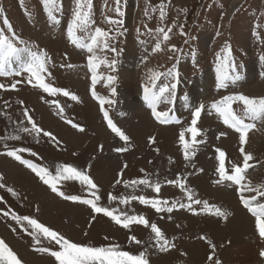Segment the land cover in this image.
<instances>
[{
  "label": "rangeland",
  "instance_id": "1",
  "mask_svg": "<svg viewBox=\"0 0 264 264\" xmlns=\"http://www.w3.org/2000/svg\"><path fill=\"white\" fill-rule=\"evenodd\" d=\"M91 5L94 23L90 29L99 27L111 34L109 50H97L95 54L109 63L115 61L114 70L107 63L99 66L95 83L88 64V56L92 54L74 45L67 34L76 0H57L59 10L54 15L58 23L50 19L44 0H0V31L10 36L14 30L28 47L46 53L45 82L79 98L74 101L62 92L46 93L34 78L32 84L27 83L30 74L19 63L12 65L13 74L0 75V84L4 85L0 88V185H3L0 187V239L17 254L22 264H58L49 253L38 251L41 248L59 250L55 241L40 236L41 242L37 244L30 235L34 229L27 221L13 219L27 216L83 246L118 245L132 254L143 252L150 264H214L217 260L221 264H264V257L260 255L264 244L255 250L252 245L256 237L261 242L264 238L258 234L255 217L243 206L238 186L231 181L216 183L220 179L217 150L225 152V168L231 174L233 165L243 162L239 151L243 146L253 157L247 179L254 187L264 185V120L251 121L245 117V122L255 123V128L249 131L247 143L241 145L240 133L224 124L212 107L230 95L264 97V89L259 87L264 85V0H121L122 16L116 12L115 0H91ZM109 17L119 23H109ZM161 28L171 29L167 41L163 40ZM77 35L88 42L87 32L78 31ZM17 44L24 46L18 41ZM157 44L161 45L160 50L156 49ZM228 48L232 67L224 71L239 79L230 78L225 82L227 86L221 88L219 57L226 56ZM156 73L163 75L156 81L155 90L176 85L172 103L158 105L159 111L171 110L172 119L168 124L155 119L144 99L145 87L151 88ZM109 75L116 77L111 84L107 80ZM11 85L16 87L13 89ZM194 94L198 96L193 99ZM97 97L113 101L104 104L103 109L129 137L128 141L108 127ZM133 99L138 103L137 109L128 105ZM201 105L203 110L196 124L200 134L196 137L197 143L192 144L191 134L186 130ZM232 107L237 115H243L240 102L233 103ZM59 108H63L62 114H58ZM25 109L37 126L55 139L44 136L43 132H23L24 127H32ZM140 112L146 116L139 115ZM68 120L84 131L72 127ZM181 132L189 143L187 159L179 139ZM16 136L20 138H12ZM119 148L127 150L120 152ZM13 149H27L19 153L22 159L47 168L53 175L63 165L88 174L97 189H89L76 180H61L58 190L65 195H77L81 201L94 199L92 192L95 191L100 197L98 206L115 210L117 215L126 212L129 216H144L150 224H157L175 248L160 252L150 228L133 223L125 229L110 217L96 213L90 205L65 200L27 165L8 156L7 152ZM10 164L18 170H27L46 192L18 185L14 175L9 174ZM143 179L149 180L153 187L131 183ZM169 181L183 183L185 189ZM156 183L161 185L159 193L154 188ZM9 188L13 191H8ZM190 193L194 200L207 201L229 212L228 219L203 211L202 204L192 203L193 211L177 205L169 213L157 212L150 204L131 199L144 196L150 201H167V206L176 202L187 205ZM244 195L255 197L253 203H264L259 192ZM50 196L58 200L55 199L56 204L44 217L43 204ZM125 197L130 200L128 204L121 203ZM76 205L84 209L76 212ZM244 217L254 221V232L252 225L238 227ZM131 236L141 243L135 244ZM209 256L213 259L209 260Z\"/></svg>",
  "mask_w": 264,
  "mask_h": 264
},
{
  "label": "snow or ice",
  "instance_id": "2",
  "mask_svg": "<svg viewBox=\"0 0 264 264\" xmlns=\"http://www.w3.org/2000/svg\"><path fill=\"white\" fill-rule=\"evenodd\" d=\"M121 0H115L116 3V12L118 15L122 16L123 13L120 11L119 5ZM44 5L48 9L49 17L54 22L58 23L56 16L54 15L55 11L59 10L57 6V0H44ZM91 0H76V7L73 12V18L71 26H69L67 30L68 37L70 41L79 48H86L88 53L92 55L88 56V64L91 67L94 75L92 76V81L95 83L97 81V71L101 64L107 63L109 68H113L115 61L107 62L105 59H102L100 56L96 55L97 50L107 51L109 50V38L110 33L106 30H103L99 27H96L94 30L90 29V25L94 23L91 19ZM108 22L112 24L119 23L117 20L109 17ZM9 27L11 25L9 24ZM87 32L88 35L86 37L87 43L83 42L85 38L77 35V32ZM171 29L165 31V29L161 28L160 32L163 33V40L167 41L170 39L168 32ZM23 44V47H19L17 44ZM156 49L160 50L161 45L157 44ZM111 51L115 52V48H111ZM227 55L224 57H219L220 64L218 66V72H220V84L219 87L224 88L227 86L225 83L230 78L232 80L239 79V76H232L230 72L224 71L226 68H231L232 65L229 62V58L231 56V49H225ZM264 59V57H262ZM47 57L46 53H41L39 51H34L32 48L28 47L23 40H20L19 37L16 36L14 30L11 35H6L3 31H0V75L6 76L9 74H13L11 71L12 65L15 63H19L20 67L27 73L30 74L27 83L32 84L33 78L39 82V87L43 89L46 93L56 94L62 92L65 97L70 96L72 100L76 101L79 98L70 93L68 90H62L55 87H52L49 83L45 82L43 78V74L47 73L46 67ZM19 75V73H15ZM171 74V73H169ZM163 73H156L152 78V86L151 88L145 87V95L144 99L148 104V107L152 110V115L155 119L161 124H167L171 121L172 117L170 116L169 111H159L158 105L161 102H167L169 104L172 103V95L173 90L176 85L172 84L169 86L159 87L157 89L156 81L162 76ZM103 79V77H101ZM116 77L109 75L107 80L109 84L115 81ZM4 85L0 84V88H3ZM11 88H15V85H11ZM112 92L115 93V88L112 89ZM168 94L165 97V94ZM93 96H96L95 90L93 89ZM100 105L104 112V117L107 119L108 127L116 133L122 140L128 141L129 137L119 128L117 127L112 119L109 117V113L106 109H103V105L108 103L111 104L113 101L105 100L99 98ZM240 102L243 105V115H237L233 110V103ZM212 107L216 110V112L222 117L223 123L233 128L235 131L240 133V142L241 145L247 143L248 133L250 130L255 128V123H246L245 117L251 121L256 120H264V97H250L244 94L230 95L222 98L220 101L214 103ZM203 110V105L196 109L194 113V119L191 122V126L186 130L191 134V142L192 144L197 143L196 137L199 135V129L196 127L197 120L201 115V111ZM63 113V108H59L58 114ZM28 121L31 123L32 127H24L22 129L23 132L31 134L35 132L37 134L43 132L41 128H39L36 122L32 119V117L28 114L25 109L24 112ZM72 127L78 128L79 131H84L82 127L78 124L73 123L71 120L67 121ZM178 122V121H177ZM44 136H48L52 139L55 137L49 132H43ZM221 135H224L223 133ZM13 139H19V136L12 137ZM153 142H155L154 138ZM179 139L185 148V158L187 159L189 156L188 148L189 143L185 140V134L181 132ZM125 148H119L117 151H126ZM27 151V149H13L7 152L8 156L14 157L16 160L20 161L22 164L27 165L39 179L45 184L48 185L53 192H57L58 195L63 197L65 200L73 201V202H82L86 205H90L91 208L98 214L102 213L105 216L110 217L115 223L121 225L125 229H129L130 225L135 223L139 225H143L146 228H150L152 234H154L155 245L158 246L160 252H167L170 248H175V244L172 243L164 234V232L157 226L155 223L149 222L147 218L144 216H129L126 212H122L119 215L116 214L115 210H110L109 208L98 206L97 201L100 199L96 192L93 191L92 195L94 199H85L81 201V197L77 195H65L63 191L58 190V182L61 180H76L79 181L82 185L87 186L89 189L95 190L97 189V185L94 183L92 178L78 170L77 168L71 165H63L60 166L55 175H53L47 168L39 167L36 164L31 163L28 160L22 159L20 152ZM219 152V176L220 179L216 181V183H221L223 181H231L234 185L238 186V191L240 193V200L243 206L255 217V225L258 229V234L261 238H264V203H253L255 197H245V192H259L261 198H264V185H261L259 188L254 187L250 180L247 179V170L251 167L250 161L253 159L250 153H246L243 146L240 147L239 151L243 156V162L240 165H233L232 172H229L225 168V152L222 150H217ZM35 155V153H33ZM194 155V153H193ZM126 167V165H125ZM2 179V176H0ZM117 183H120L118 180ZM133 185H145L148 187H153L149 180L143 179L138 181H132ZM168 183H177L181 189H185V185L178 181H169ZM3 187V185H0ZM155 191L157 193L161 190V185L156 183L154 185ZM8 191H13L12 189H8ZM112 199L115 200L116 197L112 196ZM131 199H139L140 203L145 205H151V207L155 208L157 212H169L171 213L177 205L179 208L183 209L185 207L188 208L189 211H193L192 203L197 205H203V211L208 212L212 215L218 216L227 220L230 213L221 210L215 205H209L207 201H201L199 199L193 198L192 194L188 195L189 204L185 205L184 203H173L171 206H167L168 202H160L156 200H149L144 196L140 197H131ZM130 202L128 197H125L121 200V203L128 204ZM163 203L165 206H160ZM7 215L8 213H4ZM123 217V219H122ZM13 219L17 221H27V225L34 229L33 232H30V235H33L36 239V243L39 244L41 242L40 236L49 239L50 241H55V245L59 246V250H51L50 248H41L38 251H43L49 253L52 257L58 261V264H150V261L144 256L143 252H139L138 254H132L129 251H123L119 248L118 245H111L108 247H91V246H83L77 243L70 241L65 238L63 235L58 233L57 231L45 226L44 224L38 222L36 219L30 217H18L14 216ZM27 230V229H26ZM135 244L139 245L141 243L135 236H131L130 238ZM201 239H206V237H201ZM213 249H215V245L209 240L207 241ZM260 255L264 257V250L260 252ZM209 260H212L213 257L209 256ZM0 264H22L21 260L18 258L17 254L9 247V245L3 240L0 239ZM214 264H221L220 261H215Z\"/></svg>",
  "mask_w": 264,
  "mask_h": 264
},
{
  "label": "bare ground",
  "instance_id": "3",
  "mask_svg": "<svg viewBox=\"0 0 264 264\" xmlns=\"http://www.w3.org/2000/svg\"><path fill=\"white\" fill-rule=\"evenodd\" d=\"M207 81V79H205V81L204 82H206ZM258 86V85H257ZM259 87H262L263 89H264V85H259ZM198 96V94L195 96V94H194V97L192 96V98L194 99L195 97H197ZM138 103H136V101H135V99H133V101L132 102H130L128 105L130 106V108L131 109H133V108H138L139 106L137 105ZM186 106V105H185ZM139 115H141V116H146L145 115V113L144 112H140L139 113ZM142 119V118H141ZM145 120L146 119H142V121L143 122H145ZM66 133V132H65ZM72 136H70V138H71ZM64 138H66V140L68 139V137H64ZM14 165H16V164H14ZM16 166H18V165H16ZM18 167H20V166H18ZM21 168V167H20ZM8 171H9V174H11V175H14V177H15V181H16V183L18 184V185H23V184H25V185H27V188H32L31 190H33V188H34V190H40L41 191V188H44V187H42V186H40V185H38V183H36V181H35V179L33 178V176H30L27 172H25L24 170H23V168H22V170H18L15 166H13L12 164H10V166L8 167ZM27 171V170H26ZM37 186V187H36ZM41 188H40V187ZM35 188H37V189H35ZM45 189V188H44ZM38 190H37V192H38ZM46 190V189H45ZM42 191H43V189H42ZM46 192V191H45ZM34 193H36V192H33V194ZM39 193H36V195H38ZM35 195V194H34ZM231 197V196H230ZM52 199H56V200H58L57 198H52ZM52 202H53V205L56 203H54V201L53 200H51ZM45 203V202H44ZM52 204V203H51ZM46 205V204H45ZM52 205V206H53ZM45 207V206H44ZM49 207V205L47 206V207H45V208H48ZM51 207V206H50ZM74 208H76V212H78V211H81V210H83L84 209V207H82V206H78V205H76V206H74ZM43 210H45V209H43ZM46 211V210H45ZM240 211V210H239ZM75 212V213H76ZM44 213H46V212H44ZM43 213V214H44ZM240 213H241V215H242V211H240ZM236 214V213H235ZM237 215V214H236ZM46 216V215H45ZM44 216V217H45ZM238 216V215H237ZM244 216V215H243ZM245 218V217H244ZM236 219H238L237 217H236ZM250 219L252 220V218L250 217ZM235 220V219H234ZM241 222H240V224L238 223V227H251V225L253 226V232H254V221L252 220V221H250V220H248V219H243V218H241ZM235 225V224H234ZM256 236V235H255ZM252 237H253V233H252ZM254 238V237H253ZM263 244H264V242H261L259 239H257V237L255 238V241H253L252 242V245H254V247H253V250H255V249H257V247H259V246H263ZM251 246V245H250ZM249 248H251V247H249ZM246 249H248V246H246ZM246 254V253H245ZM259 260V259H258ZM260 263V262H259Z\"/></svg>",
  "mask_w": 264,
  "mask_h": 264
},
{
  "label": "crops",
  "instance_id": "4",
  "mask_svg": "<svg viewBox=\"0 0 264 264\" xmlns=\"http://www.w3.org/2000/svg\"><path fill=\"white\" fill-rule=\"evenodd\" d=\"M22 169V168H21ZM24 170V169H23ZM25 172H27L30 176H32L28 171H26V170H24ZM34 178V177H33ZM35 179V181H36V183H38L37 182V180H36V178H34ZM40 187V186H39ZM41 188V187H40ZM42 189H43V192L44 191H46L44 188H41V191H42ZM52 198H54L53 196H50V200H48V201H45V203L43 204V208L42 209H45V210H43V213L44 212H46V213H42V215H44L45 216V214L47 215L48 214V210L50 209V206L52 207V205H53V202L51 201V200H53L54 201V203H55V199H52ZM52 203V204H51ZM46 204V205H45ZM56 204V203H55ZM49 205V207L48 208H45V207H47ZM45 206V207H44Z\"/></svg>",
  "mask_w": 264,
  "mask_h": 264
}]
</instances>
